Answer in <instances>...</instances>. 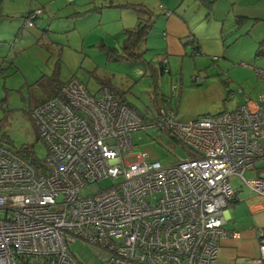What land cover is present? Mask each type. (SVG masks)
I'll use <instances>...</instances> for the list:
<instances>
[{"label": "built area", "instance_id": "2783aa9c", "mask_svg": "<svg viewBox=\"0 0 264 264\" xmlns=\"http://www.w3.org/2000/svg\"><path fill=\"white\" fill-rule=\"evenodd\" d=\"M43 13L41 5L28 13L27 26ZM161 112L147 124L115 90L93 95L72 78L31 114L47 149L43 168L0 133V264H81L70 250L77 240L103 264H217L221 242L241 238L224 226L242 189L252 213L264 212V177H245L264 163V95L191 121ZM152 129L171 132L190 157L163 166L136 153L133 136ZM105 179L111 188L81 194ZM258 242L259 256L238 264H264V227Z\"/></svg>", "mask_w": 264, "mask_h": 264}, {"label": "rangeland", "instance_id": "374dc122", "mask_svg": "<svg viewBox=\"0 0 264 264\" xmlns=\"http://www.w3.org/2000/svg\"><path fill=\"white\" fill-rule=\"evenodd\" d=\"M232 3L226 6L227 10L234 9L231 15L219 21L211 40H203L202 51L200 48L201 57H198L200 55L192 57V45H189L186 49L187 57H181L186 60L183 72H181L183 64L180 59L178 63H172V73L166 74L163 78L162 92L168 97H171L175 85L184 87L186 95L181 105V116L185 121H191L206 114L217 115L232 111L246 98L255 99L259 94L264 93V81L259 80L257 76V70L264 71V56L257 54L259 43L264 40L259 39L264 36V22H261L250 35L247 32L249 28L239 29L235 23V15L243 13L264 20V0H233ZM3 4H7V7ZM55 4H64L66 8L68 1L4 0L0 11V16L4 14L9 16L0 17V64L4 65L7 62L12 64V66H6L0 76V129L12 149L34 153L38 162L45 160L47 149L39 138L31 114L35 108L54 98L57 93L51 77L55 74L59 60L61 81H68L75 76L92 93H95L101 85H106L119 92L126 103L132 104L138 114H143L145 117L149 110L155 108L151 99L152 80L145 76L142 64L103 59L95 54L93 49L85 50L84 53L79 46L72 48L68 45L67 35L56 36L57 41L54 40L63 44L59 55L57 48L52 53L42 48L41 44L48 45L47 42L51 41L44 35V30L48 28L47 24H50L54 16L50 5ZM38 5L44 7L45 14L34 27H28L25 17ZM194 5L197 8V4L194 3ZM176 13L187 21L201 20L199 8L195 14L190 13L185 7L178 8ZM209 24L211 26L212 22ZM192 28L194 31L197 30L194 25ZM200 31L203 32V29ZM206 31H209L208 27L204 32ZM195 40L197 39L192 37L190 41ZM198 43L200 46L199 41ZM143 49L147 48L143 47ZM150 58L148 56V59ZM172 60L175 62L177 58L172 57ZM195 65L201 67V72L212 70L209 72L213 76L212 82L220 85L226 93L227 90L233 93L239 89L243 92L229 97L225 102H223L224 97H218L216 92H212L211 99L210 92L200 90L199 86H195L197 84L193 82V78L198 77V73L192 71ZM211 65L216 67V70L211 69ZM189 67H192V70H189ZM5 89L11 93L8 100L5 99ZM133 137L136 153L147 152L151 162L171 166L179 160L190 157L189 149L173 139L167 132L152 129L139 132ZM256 168L248 171L245 177L255 179L259 174L264 177L262 170L264 163L257 165ZM112 186L113 181L105 179L83 188L81 194L95 195ZM225 216V232L240 233L241 238L236 239L240 240L236 241L239 243L238 246H227L225 248L227 251L221 252V264H238L241 260L250 261L252 258L249 253L257 252V246L252 239L255 232L264 227V214L251 215L245 203L239 202L236 205H230L225 211ZM235 247L237 250L234 249ZM70 250L81 264H103L98 254L81 240L71 243Z\"/></svg>", "mask_w": 264, "mask_h": 264}, {"label": "crops", "instance_id": "0c3cea01", "mask_svg": "<svg viewBox=\"0 0 264 264\" xmlns=\"http://www.w3.org/2000/svg\"><path fill=\"white\" fill-rule=\"evenodd\" d=\"M3 1L4 0H2L0 3V11L1 7H3ZM232 1L233 0H192L188 2L185 0H76L73 4L68 3L66 8H64V4L50 5L53 8L54 16L50 24H47L48 28L44 30V35L47 36V39H50L51 41L47 42L48 45L41 44V46L50 53L55 52V48H57L59 55V53L62 52L63 44L61 42H55L54 40H56V36L67 35L69 38L68 45L70 47L74 48L79 46L81 51L84 53L85 50L93 49V52L100 55L103 59H113L118 61L117 59L109 56L106 49H111L117 54L122 53V48L125 46L127 41V32L135 30L139 26L142 18H152V30L149 34L146 45L140 46L141 52L146 51L147 56H145V59L147 61L156 62L158 64L157 68L165 67V69L169 70L171 74L173 71L171 67L172 63H178L180 59H182L181 57H187L188 53L186 52V49L189 45H192V47L194 46L195 54L200 53V56L191 53L192 57H201L203 40H211L212 33L214 32L215 28L218 27L219 21L226 19L234 11V9H226V6L233 4ZM193 2L197 4V8H199L201 11V20L187 21L181 16L177 15L176 10L183 7L188 8L190 13H197V8ZM205 2L212 4V9L210 11L207 8ZM3 5L7 7V4ZM134 6L142 7L145 11H147V13L150 14V17H148L146 14L142 15L132 10L131 7ZM242 11L244 12L243 9ZM0 17L9 16L4 14V16L2 15ZM235 19V23L239 29L246 27L249 28L247 31L249 35L255 31L256 28H258L261 22H264L263 19L246 15V13L235 15ZM209 22H212L211 26ZM193 25L197 29L196 31L193 30ZM207 27L209 31L204 32ZM200 29H203V32L200 31ZM192 37L196 38L200 42L199 47L201 48V51L200 49L199 51H196L195 45L193 43H198V41H190ZM259 39H264V36ZM16 44H18V41H16ZM142 47L147 49H143ZM102 55L104 57H102ZM148 56L153 59H148ZM172 57H176L177 60L174 62ZM213 60H216V58H213ZM213 60H211V62H214ZM181 61L183 64L181 72H183L185 66L184 63L186 60L182 59ZM162 62H164L165 65H163ZM6 66H12V64H8V62L4 65L0 64V71H4ZM189 68V70H192V67ZM210 68L216 70V67H213L212 65ZM192 71H196L198 73V77L193 78V82L197 84L195 86H199L200 90H206L207 92H210L209 96L211 99L212 92H216L218 97H224L223 102L228 99V91L226 93L222 90L220 85L212 82L213 76L209 74V72L212 70H205L201 72V67L195 65ZM60 75L61 68L59 72V80ZM145 76L149 78V73L146 72V70ZM68 81H61V83L65 84ZM159 82L162 84L163 79ZM105 87L108 86L101 85L95 93H91L93 95H100L101 90ZM174 87L175 90L172 89L170 96L175 98V102L180 100V93L182 91L179 116L182 120H184L181 116V105L182 101L185 99L186 92H184L183 86L179 87L178 85H175ZM208 115L212 114H206V116ZM232 183L236 189H241L238 180H233ZM250 199V192L247 189H242L240 194H238L237 202L234 205L239 202H244L251 215L264 214V212L252 213L248 206ZM252 240L257 246V252L255 254L249 253V256L254 259L259 256L258 230L255 232V236ZM236 241L240 240L233 239L232 237L224 239L221 242V252H226L227 250H225V248L227 246H238L239 243H236ZM247 241H249V239H247ZM234 249L237 250V247ZM221 252L217 264H221Z\"/></svg>", "mask_w": 264, "mask_h": 264}, {"label": "trees", "instance_id": "16d2710c", "mask_svg": "<svg viewBox=\"0 0 264 264\" xmlns=\"http://www.w3.org/2000/svg\"><path fill=\"white\" fill-rule=\"evenodd\" d=\"M1 1H0V3H1ZM205 4L210 11L212 9V4L206 3V2H205ZM131 9L136 11L137 13H140L142 15L146 14L148 17H150V14L147 13V11H145L142 7H139V6L135 7L134 6V7H131ZM151 22H152V18H146V17L142 18L139 26L135 30L127 32V41H126L125 46L122 48V53L117 54L111 49H106L108 55L111 56L112 58H115L118 61L126 62L128 64H142L144 69L146 70V72L149 73V77L152 80V89H153L151 99L154 102L155 108H154V110H149L146 114V117L143 116V114L139 113V115L144 119V121L147 124H148V122L156 121L159 118V116H162L161 111H163V110L166 112L174 111L177 113V115H180L179 109H180V100L182 97V91H181L180 100H177L175 102L174 101L175 98L168 97V96L163 94L162 84L159 81H161L166 74H168V73L170 74V71L166 70L165 67H163V68L158 67L157 68L158 64L156 62H150V61H147L145 59L146 51L141 52L140 46L146 45L149 34L151 33L152 26H153L151 24ZM241 26H242V24H241ZM193 44L195 46H197L196 51H199L200 47H199L198 43L195 42ZM257 54L260 56H264V41L259 44ZM60 68H61V63H60V61H58V63L56 64L55 74L51 77V80L53 81V84L57 89V93L55 94L54 98L62 97V90H63V87L65 85V84L61 83V81L59 80ZM257 76L259 77L258 74H257ZM73 78H75V77H73ZM259 80L264 81L260 77H259ZM227 91H228V98L233 97L234 95L240 94L243 92L241 89H239L237 92H233V93H231V91H229V90H227ZM9 94H11L9 92V90L5 89V96H6L5 99L6 100H8V97H10ZM261 94L264 95V93H261ZM261 94H259V95H261ZM54 98H51L50 100H52ZM122 100H123L124 104L130 106L132 109L135 110V107L132 104L126 103L123 96H122ZM243 103H244V101H243ZM242 104H240L239 106H241ZM236 109H234L232 111H235ZM146 131H148V130H146ZM158 131H163V132L169 133L173 139H175L177 142H179L177 140V138L171 132L166 131V130L165 131L160 130V129H158ZM0 133H2L1 129H0ZM3 139L6 140L5 136ZM20 153H22V155L27 160L32 162V164L35 165L37 168H39V169L43 168V163L38 162L37 157H35L36 155L34 153H31L29 151H25V152L21 151Z\"/></svg>", "mask_w": 264, "mask_h": 264}, {"label": "clouds", "instance_id": "9594fccd", "mask_svg": "<svg viewBox=\"0 0 264 264\" xmlns=\"http://www.w3.org/2000/svg\"><path fill=\"white\" fill-rule=\"evenodd\" d=\"M69 4H70V3H69ZM42 7H43V6H42ZM43 9H44V8H43ZM43 14H44V13H43ZM42 16H43V15H42ZM25 21H26V20H25ZM37 21H38V20H37ZM37 21H36V22H37ZM192 48H193V47H192ZM192 54H195V51L192 50ZM199 54H200V53L195 54V55H199ZM0 76H1V71H0ZM75 78H76V77H75ZM66 83H67V82H66ZM66 83H65V84H66ZM109 88H110V87H109ZM120 95H121V94H120ZM233 205H234V204H233Z\"/></svg>", "mask_w": 264, "mask_h": 264}]
</instances>
